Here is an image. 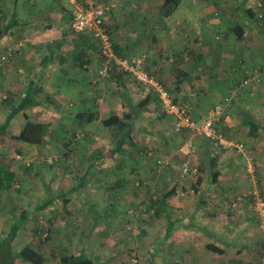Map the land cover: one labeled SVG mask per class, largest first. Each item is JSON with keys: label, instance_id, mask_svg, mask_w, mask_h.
I'll use <instances>...</instances> for the list:
<instances>
[{"label": "crops", "instance_id": "crops-1", "mask_svg": "<svg viewBox=\"0 0 264 264\" xmlns=\"http://www.w3.org/2000/svg\"><path fill=\"white\" fill-rule=\"evenodd\" d=\"M72 1L0 0V28L13 18L19 22V26L10 30L0 41V57L9 54L7 59L11 58L5 80L0 82V90L17 94L21 91L38 93L43 97L34 96L38 105L16 115L8 133L20 135L29 121L50 124L44 112L52 109L49 116L55 120L47 136H121L115 130L104 127L96 131L100 122L118 116L127 125L135 124L136 143L144 141V144L167 150L171 155L180 146L187 149L188 144L194 142L201 158L194 162L205 169L206 176L201 174L203 182L199 187V198L194 202L195 207L183 200L181 203L176 200L177 206L183 205L185 209L180 211L173 208L172 214L168 209V214L177 224L169 233L167 230L166 236L171 238L176 233L177 225L186 226L188 222L187 227H181L188 241L186 247L192 252L206 253V259L201 264H213L216 256L225 258L227 255L226 264H264L260 246L264 244V227L261 229L257 225L255 228V223L262 221L249 209L248 197L237 199L240 194L251 192L253 187L251 177L246 173L251 170L240 166L245 164L240 157H245L248 152L243 143L234 142V136H239L237 132L241 130L240 139L247 143L252 139L256 141L257 147L251 146L253 150L249 154L259 162L260 158H264L263 142L256 140L264 137V130L254 133L249 124L255 122L264 126V84L260 89V86L253 87L254 93L261 95H247V104L236 102L237 91L234 90L253 71H264V27L255 30L256 20L250 21L244 13L246 9L256 13L259 0H238L240 4L235 9L229 5L234 3L232 0H180L172 11L170 6L165 7V0L107 2L110 12L106 24L116 53L130 58L147 57V71L160 80L175 101L192 106L196 120L202 121L218 100L232 98L230 108L219 122V128L225 131V138L232 141L235 147L242 144L244 148L220 151L214 159L220 172L215 184L210 183L216 169L211 166L213 158L208 141L190 131L178 132L175 120L161 110L155 99L144 107L140 106V102L151 94L127 74L115 72L108 78L98 75L103 58L98 46L89 37L72 31L70 24L75 11ZM75 1L82 6L88 2ZM239 14L241 20H238ZM237 26L244 29L241 39L234 31ZM46 98L53 99L52 106L45 105ZM236 109L243 110V117L239 121L234 119ZM20 145L28 144L20 143L18 149ZM138 145L141 146V143ZM257 168L264 187V163L261 162ZM176 181L179 180L171 182L174 185L171 188L180 193L187 183L179 181V187ZM210 184L216 191L228 195L234 192L233 220L215 214L225 202L222 198L209 201L210 205L200 198L201 194L207 195L209 189L206 190V187ZM75 193L66 197L67 204L81 203ZM207 205L210 210H215L211 211V216L207 215ZM192 208L195 210L191 211ZM87 212V209L78 208L71 213L78 221L77 225L85 223L88 226L87 217H84ZM224 221L227 226H224ZM75 234L78 235L73 231L69 233V230L65 232L62 246L71 245ZM197 239L199 245H195ZM208 245H214L224 253L210 251ZM84 250L87 251L66 250L65 253H85L93 258ZM209 260H213V263Z\"/></svg>", "mask_w": 264, "mask_h": 264}, {"label": "rangeland", "instance_id": "rangeland-1", "mask_svg": "<svg viewBox=\"0 0 264 264\" xmlns=\"http://www.w3.org/2000/svg\"><path fill=\"white\" fill-rule=\"evenodd\" d=\"M232 1L234 3L229 5H232L234 9L237 8L240 1ZM256 14L254 28L259 30L264 27L263 0L258 1ZM236 15L238 16V13ZM238 20H241L240 14ZM9 56L7 54L6 57H0L1 83L5 80L6 69L11 60V58L7 59ZM115 72L120 73L121 71L116 69L113 73ZM3 75L4 77H2ZM263 84L264 80L260 84L252 85L243 90L235 88L234 90L237 91L235 93L236 102L247 104V95L260 96L259 92L254 93L253 87L260 86L258 87L260 89ZM5 91L0 90V123L13 106L19 103V99L14 98V94L17 93ZM35 95L42 97L38 93ZM231 99V97L228 98L230 101ZM51 100L46 98L44 100L45 105L52 106ZM228 105L230 107L231 104L228 103ZM49 110L52 109H47L44 112L48 116L47 121L50 122L47 125L48 131L51 130L55 120L54 117L49 116ZM242 112V109H236L234 119L241 120ZM199 123L202 124L201 121ZM102 127L100 122L96 126V131ZM221 133L224 135L225 131L221 130ZM237 134L239 136H234V142L243 143L246 148L245 151L248 152L245 157H240L243 162L245 160L247 165L242 164L240 166L248 167V171L251 170L246 173L251 177L253 184L251 192H247L246 195L240 194L241 196L239 195L237 199L248 197L249 209L253 215H257L262 221L257 212L258 207L255 198L259 197L264 202V187L257 168L261 162L264 163V158H260V162L256 161V157L249 154L253 150L251 146L257 147L256 141L252 139L247 143V141L240 139L241 130ZM53 137H56V141L51 140L40 146L20 145V149H18L19 144L15 147L9 141L0 144V166L10 168L18 176L15 186L0 193V237L4 238L9 232L13 214L19 218V211L27 210L30 212V217L22 225L14 241L16 252H20L25 246L35 247L49 258L48 264H61L60 259L66 250L78 251L83 249H87L93 258L106 264H131L133 259H136L139 264H201L206 259L204 256L206 253L203 251L192 252L186 247L188 241L184 233L185 230L181 227H187L188 222L186 226L177 225L176 233L169 238L166 236V213L162 212L157 215V206L150 212L148 211L152 202L158 201V198L162 197V192L166 194L172 189L171 187L174 185L173 183L171 185V182L175 180L184 181L187 185L182 188L183 191L166 199L167 210L170 209L172 214L173 208L180 211L185 209L183 205L178 207L176 200H179L180 203L183 200L195 207L194 202L198 200L199 194L194 191V186H196L197 179L201 177V174L206 176L205 169H201L194 162L199 157L198 152L196 155L190 156L189 153L187 155L188 149L185 146H180L176 152L174 151V155H171L167 150L162 151L154 146H149V144H144V141H138L141 146L138 145L139 143L134 146L125 145L123 153L118 156L116 162L105 159L100 161L97 167L92 168L93 170L88 177V180L91 181L89 189H81L74 194L75 197L81 199V203L66 204L60 198L48 209L35 211V208L42 205L48 196H63L68 193L69 188L76 186L78 177L82 176L84 170L94 161V156L99 151L104 152L109 149L108 146L111 144L110 148H112L115 139L119 136H84V138L83 136H66V141L69 142L72 139V143L69 148H62L63 151H60L64 144L60 136H47L46 141ZM256 140L263 142L262 147L264 148V137ZM15 148L20 153H17ZM70 149L73 151L69 152ZM212 158L216 159L217 157ZM200 160L199 157L198 161ZM186 162L189 163V172L184 175L183 168ZM164 165H166L165 168H163ZM132 169L139 173L131 174ZM136 174H139V179H136ZM122 179L130 185L117 189L116 196L104 191L108 182L117 183L118 180L121 182ZM99 180H102L101 183ZM179 181H176V184L180 187ZM212 188L211 184L208 185L206 187V190L209 189L207 195L202 196L201 194L200 198L207 201L209 205V201L222 198L225 202L215 214L233 220L234 192L228 195L226 192L223 193ZM199 190L201 189L199 188ZM254 193H257V196ZM209 205L206 206L207 215L211 216L215 210H210ZM93 206L94 211H92ZM89 207L91 209H88ZM78 208L89 211L84 216L87 217L88 226L84 222V224L77 225L78 221L76 222V219L71 215ZM193 210L195 209L192 208L191 211ZM227 225L224 221V226ZM257 225L262 229L264 221H257L255 228ZM68 230L69 233L73 231L78 235H74L71 245L63 247L62 236ZM141 232H145L144 236L139 237ZM195 245H199L198 239ZM260 246L262 256H264V244H260ZM196 248L199 249V247ZM84 251L87 253L86 250ZM259 256L261 257V255ZM227 257L228 255L225 258L216 256L214 263L213 260L209 261H212L213 264H226Z\"/></svg>", "mask_w": 264, "mask_h": 264}, {"label": "trees", "instance_id": "trees-1", "mask_svg": "<svg viewBox=\"0 0 264 264\" xmlns=\"http://www.w3.org/2000/svg\"><path fill=\"white\" fill-rule=\"evenodd\" d=\"M179 2L180 0H165V7L170 6L171 11H172L175 7L179 5ZM244 13L250 21H254V19H256V13L253 12V10L246 9ZM18 26H19V22L15 18H13L9 21V23L6 26H4L3 28H0V41L10 32V30ZM234 31L238 39H241L243 37L244 29L242 26H237L234 29ZM15 97L19 99V103L13 106V108L10 110V113L5 119V121L0 125V144H4L6 143V141H9L15 147L20 143H27L28 145L40 146L42 144H46L47 142L51 140L56 141V137H53L52 139H48L46 141V137L49 132L47 125L35 124L30 121L27 122V124L24 126L20 135L12 136L8 133L11 121L16 117V115L22 113L28 107H33V106L38 105V102L34 100L33 93H30V92L23 93L21 91L19 94H14V98ZM152 99L156 100V98L152 97V95H148L143 101L140 102V106L142 107L146 106L152 101ZM101 124L104 128L113 129L118 134L119 133L120 135L122 134V136H119L118 138L115 139L114 141L115 144L112 148L106 149L104 152L99 151L98 154L94 156L93 158L94 161L89 165L88 168L84 170V173L82 174V176L80 175V177H78V182L76 186L69 188L67 195L65 194L63 196H59L60 198H63L65 200L64 203L66 204L68 203V200L66 197H68L69 195L75 192H79L81 189H86V190L89 189V186L91 183V181L88 180L89 174L93 170L92 168L97 167L100 161L107 159V160L116 162L118 159V156L121 153H123L124 151L123 147L125 145L126 146L136 145V142H135L136 138L134 136L135 135V124L127 125L125 121L119 118L118 116H112L108 119H105L102 121ZM249 124L251 127V131H253L254 133H257L261 129L264 130V126H259L255 122H249ZM60 139L62 140V142H64L63 147L61 146L60 148V151H63L62 148L64 149V148L70 147L72 143V139L69 142L66 141L67 139L66 136H60ZM14 150L17 153L18 152L20 153V151L16 150V148ZM68 151L72 152L73 150L70 149ZM211 166L212 168L216 169V160L214 159L211 160ZM134 173H139V172H136L135 169H132L131 174H134ZM136 175H137L136 179H139V174H136ZM219 177H220V172L217 168L212 174L211 183L213 184L217 183ZM17 178L18 176L13 170H11L8 167L6 168L4 166H0V193L10 190L13 186H15ZM99 181L101 183L102 180H99ZM119 181L120 180H118L117 183L108 182L104 191H106L107 193H110L113 196H116L117 189H119L120 187H126L130 185V183H127L126 181H124V179H122L121 182ZM202 182H203L202 177H198L197 184L196 186H194L195 187L194 191L196 193L199 192V186L201 185ZM175 193H176L175 188H172L166 194L162 192L163 194L162 197H159L158 201L157 200L153 201L152 204L148 207V211L150 212V210L154 209L155 206H157L158 207L156 210L157 215L161 214L162 212L166 213L165 216H166L167 225H168V228H167L168 233L172 230L174 225L177 224V221L174 220L168 214V210L166 207V199L171 197ZM59 197L48 196L42 205L37 206L35 208V211L48 209L49 207L53 206L56 203V199H59ZM93 208L94 206L92 207V211L95 210ZM18 217L19 218H17L15 214L11 216L12 224L10 226L9 232L6 234L4 238L0 237V264H46V261L49 260V258H46V256L43 255L35 247L25 246L20 252H16L14 250V241L18 235L20 228L30 217V212H28L27 210L19 211ZM144 233L145 232H141L138 236L142 237L144 236ZM207 249L215 253H218V254L224 253L223 250H221L220 248L214 245H208ZM60 261H61V264H105L98 260H95L94 258L86 255L85 253L70 254V253L64 252Z\"/></svg>", "mask_w": 264, "mask_h": 264}, {"label": "built area", "instance_id": "built-area-1", "mask_svg": "<svg viewBox=\"0 0 264 264\" xmlns=\"http://www.w3.org/2000/svg\"><path fill=\"white\" fill-rule=\"evenodd\" d=\"M72 2L75 5V11L70 24L71 29L75 34L89 37L98 46L103 58V64L97 72L101 78L110 77L116 69L127 74L133 81L145 87L152 97L156 98L161 110L175 120L178 132L190 131L207 140L210 143L212 157L218 156L222 150L235 147L232 141L224 137L219 128V122L230 108L228 103L231 101L228 98L217 102L200 124V121L193 117L192 106L184 102H176L159 79L147 71V57L144 55L131 58L123 57L115 52L114 42L106 24V17L110 12L108 0H88L84 6L75 0ZM263 80L264 72L256 70L249 74L236 89L242 90L260 84ZM235 148L242 150L244 146L238 144ZM187 149V155L189 153L190 156H194L198 152L194 142H190ZM188 164L186 162L184 165V175L189 172ZM254 195L257 196V193ZM255 199L257 200V212L264 221L263 199L259 197ZM131 264L139 263L133 259Z\"/></svg>", "mask_w": 264, "mask_h": 264}]
</instances>
